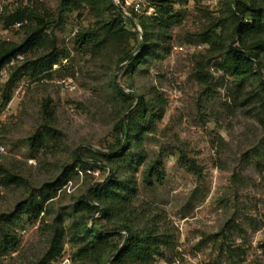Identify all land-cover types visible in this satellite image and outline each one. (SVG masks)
<instances>
[{
    "label": "rangeland",
    "instance_id": "obj_1",
    "mask_svg": "<svg viewBox=\"0 0 264 264\" xmlns=\"http://www.w3.org/2000/svg\"><path fill=\"white\" fill-rule=\"evenodd\" d=\"M229 1L177 3L151 29L156 52L130 66L122 57L141 51L144 29L141 23L126 24L128 39L103 44L112 8L97 15L83 2L0 0L1 40L24 38L35 22L27 17L25 26L15 28L6 18L34 6L61 55L47 71L28 69L50 52L47 45L18 56L0 72V106L6 111L0 162L25 179L23 185L0 184V218L31 194L49 196L38 218L24 215L12 226L19 244L0 255V264H37L56 240L63 248L49 264H97L76 257L84 233L89 226L112 231L117 224L74 205L109 168L103 162L100 168L72 165L79 154L101 161L103 153L118 148L122 135L116 123L134 109L137 94L156 115L163 112L155 129L142 135L146 161L136 173L135 205L156 220L165 242L155 264H264V58L253 74H230L221 65L220 46L232 36L218 28L215 43L205 42L208 34L214 36L213 25L229 17ZM80 33L89 34L86 42L79 43ZM12 73L17 81L2 106L1 91ZM37 130L50 133L41 147L32 148L29 137ZM130 142L138 152L136 141ZM160 157L165 177L149 184L144 172ZM185 157L201 171L188 169ZM124 235L117 230L111 238L121 246ZM112 258L107 251L98 264Z\"/></svg>",
    "mask_w": 264,
    "mask_h": 264
},
{
    "label": "trees",
    "instance_id": "obj_2",
    "mask_svg": "<svg viewBox=\"0 0 264 264\" xmlns=\"http://www.w3.org/2000/svg\"><path fill=\"white\" fill-rule=\"evenodd\" d=\"M188 1L190 0H152V3L157 7L155 16L148 17L143 13L133 14L134 21L141 23L144 29L146 43L142 45L141 51L136 55L130 52L122 57V60H129L130 66H133L138 59L154 54L156 43L151 40V29L154 27V23L170 16L177 3ZM82 2L89 5L97 15L101 14L104 8L114 10V18L104 23L106 32L101 40L103 44H107L110 40L117 41L125 37L128 39V31L125 26L126 24L135 26V22L126 18L112 0H67V5L72 6ZM228 9L229 17L225 20L220 19L213 25L215 27L214 36L208 34L205 42L213 43L214 38L220 37L216 29H223L227 35L232 36V41L224 42L220 46L222 48L220 49L222 53L221 65L230 74L238 76L253 74L254 67L257 64L262 66V57L264 58V0H230ZM14 13L8 15L6 24L23 22L27 17L35 24L26 29L24 38L19 42L0 39V72L18 56L25 55L37 48L45 49L47 45L51 46L50 52L33 60L27 67L34 69L37 73L51 69L54 64L60 61L61 55L54 51L56 49L55 37L47 38L49 34H45L46 24H48L45 16L34 6H25ZM88 35V33H80L78 35L79 43L86 42ZM21 69L19 68V70ZM16 81L17 78L12 73L1 91L2 106L10 102ZM136 98L137 104L127 118L116 123L115 131L122 135L119 138L118 148L103 153L101 161L95 159L94 162H90L79 154L72 165L73 168L80 167L82 169L100 168L105 166L101 163L103 162L108 166V175L90 186L87 193L80 196L74 207L77 211L87 210L91 215L98 213V218L117 224V228L112 230L113 232L89 226L83 237L85 243L78 248L76 253V257L80 260L98 264L107 251L111 250L113 258L110 264H155V256L163 255L162 245L165 242L161 237L158 223L156 220L148 218L135 205L139 191L136 173L140 165L146 161V153L140 148L143 142L142 135L144 132L155 129L156 120L162 119L163 112L156 115L151 111L152 105H147L142 94H137ZM262 102L264 112V100ZM132 131L135 133L134 138L130 137ZM49 133L48 130L46 132L37 130L29 137L31 147H41ZM130 141H136L139 147L138 152L131 151ZM184 162L188 169L197 173L201 171L195 161L185 157ZM164 177L165 170L161 157L155 159L144 172V179L149 184L153 183L155 179L162 181ZM24 183L25 179L21 175L13 173L0 162L1 185H23ZM48 197L40 198L31 194L19 201L10 213L2 215L0 218V255L16 250L19 244L12 226L24 215L38 218L45 209L44 205ZM117 230L125 231L121 246H117L111 238ZM62 248L61 241L56 240L51 251L37 264H49Z\"/></svg>",
    "mask_w": 264,
    "mask_h": 264
},
{
    "label": "built area",
    "instance_id": "obj_3",
    "mask_svg": "<svg viewBox=\"0 0 264 264\" xmlns=\"http://www.w3.org/2000/svg\"><path fill=\"white\" fill-rule=\"evenodd\" d=\"M114 5L120 9L126 18L134 21L133 14L143 13L148 17L155 16L157 14V7L152 3V0H112ZM135 22V21H134ZM139 26V23H136ZM23 26V22H16L15 28ZM140 27V26H139ZM141 30V29H140ZM20 93V88L15 89V95ZM6 118V111L0 106V152L6 151V146L2 141V126Z\"/></svg>",
    "mask_w": 264,
    "mask_h": 264
},
{
    "label": "water",
    "instance_id": "obj_4",
    "mask_svg": "<svg viewBox=\"0 0 264 264\" xmlns=\"http://www.w3.org/2000/svg\"><path fill=\"white\" fill-rule=\"evenodd\" d=\"M140 35L143 36V31L142 30H140Z\"/></svg>",
    "mask_w": 264,
    "mask_h": 264
}]
</instances>
